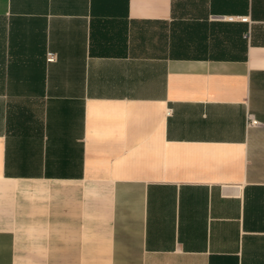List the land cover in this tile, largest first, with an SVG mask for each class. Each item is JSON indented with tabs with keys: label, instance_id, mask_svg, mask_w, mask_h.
<instances>
[{
	"label": "crops",
	"instance_id": "crops-1",
	"mask_svg": "<svg viewBox=\"0 0 264 264\" xmlns=\"http://www.w3.org/2000/svg\"><path fill=\"white\" fill-rule=\"evenodd\" d=\"M0 264H264V0H0Z\"/></svg>",
	"mask_w": 264,
	"mask_h": 264
},
{
	"label": "built area",
	"instance_id": "built-area-1",
	"mask_svg": "<svg viewBox=\"0 0 264 264\" xmlns=\"http://www.w3.org/2000/svg\"><path fill=\"white\" fill-rule=\"evenodd\" d=\"M47 59H48V62H54L56 60V56L52 53H49ZM248 125L254 127V126H259L260 123L254 118V115L249 113L248 114Z\"/></svg>",
	"mask_w": 264,
	"mask_h": 264
}]
</instances>
